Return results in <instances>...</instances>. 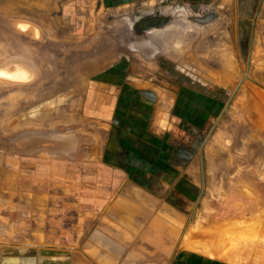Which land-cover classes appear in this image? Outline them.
<instances>
[{"label": "rangeland", "instance_id": "obj_1", "mask_svg": "<svg viewBox=\"0 0 264 264\" xmlns=\"http://www.w3.org/2000/svg\"><path fill=\"white\" fill-rule=\"evenodd\" d=\"M222 1L0 0V33L22 46L27 44L24 38L10 36L12 23L19 19L44 23L50 32L47 46L52 49L46 56L56 66L45 84L36 80L17 88L0 83V189L6 209L24 206V210L14 211L19 220L42 217L27 208L34 206L36 210L43 205V197L35 194L50 191L54 235L64 231L76 241L87 230L91 210L97 209L91 189L106 188L105 181L97 184L91 178L105 173L106 167L85 163L90 154L83 143L78 150L72 147L62 153L49 147L65 144L66 131L72 135V129L89 127L81 116L66 117L62 110L65 103L58 100L66 85L59 80L60 45L75 44L74 36H65L67 31L93 32L102 38L100 50H106L113 45L109 36L114 35L113 61L116 66L130 68V86L138 88V82H145L160 96H178L172 112L174 116L180 113V119L173 117L170 124L167 115V122L161 124L167 130L164 143L171 134L179 140L178 168L168 164L171 152L167 149L161 163L164 172L172 168L181 178L174 183L179 201H173L185 218L182 239L194 249L220 257L222 252H232L238 264H264V20L242 14L246 9L243 5ZM211 13L215 18L206 22L203 17ZM158 14H168L164 21L170 20L164 28L135 21ZM168 24L176 27L173 37L164 39L173 44L160 53L150 34ZM20 28L27 29V25L20 23ZM128 36L130 41H126ZM146 58L156 60L157 66L148 64ZM76 105L74 102L73 107ZM191 110L195 115L193 133L188 132L190 118L185 115ZM66 122L73 128L66 127ZM87 134L78 133L77 139L84 142L81 138ZM205 158L218 162L212 182L207 180ZM188 167L190 171H186ZM186 172L192 181L180 177ZM148 183L161 184L159 190L170 198L176 192L165 181ZM218 227L227 228L225 238L223 233L216 236ZM215 237L218 245L211 242Z\"/></svg>", "mask_w": 264, "mask_h": 264}, {"label": "crops", "instance_id": "obj_2", "mask_svg": "<svg viewBox=\"0 0 264 264\" xmlns=\"http://www.w3.org/2000/svg\"><path fill=\"white\" fill-rule=\"evenodd\" d=\"M230 2L245 6L242 14H249L251 18L257 15V19L264 20V0ZM167 15L158 14L154 17L158 22H163ZM147 17L151 16L138 17L135 21L146 23L144 19ZM214 18L215 13L203 17L209 20ZM20 23L27 25L26 31L20 28ZM151 24L154 23L148 21L146 25ZM168 27L169 24L166 28ZM156 31V37L151 36L150 39L153 38L152 42L162 53L173 41L164 39L166 37L161 35L163 30ZM10 36L22 37L27 44L20 46L15 43L14 38L6 40L7 35L5 37L0 33V65L9 62L14 68L24 65L32 71V78L29 81L0 83L17 88L32 85L36 80L37 83L45 84L56 67L46 56L52 52L46 42L50 37L47 27L35 19H19L12 23ZM65 36H74L76 40L75 44L60 45L62 60L59 80L66 83L58 94L59 102L65 103V107L60 109L63 108L66 117L81 116L89 127L72 129V135L66 131L65 144L49 147L57 148L62 153L72 147L78 150V145L82 146L80 143L85 144L84 148L90 154L85 163L97 166L102 164L106 167L105 173H97L91 180L97 184L100 180L105 181L103 186L106 188L97 186L96 189H91L97 209L92 208L91 220L86 221L87 230L76 241H71L64 231H59L57 236L52 232L55 228L51 227L52 219L49 215L52 213L51 204H48L49 197L52 196L50 191L35 194L43 197V205L36 206V210L34 206L27 208L28 212L41 213L42 217L32 216L19 220L14 211H22L24 206L16 204L15 208L11 205V208L6 209L1 198L3 190L0 189V264H238L237 259L228 261L219 254L213 256L189 247L190 242L182 239L180 230L181 225H185V218L180 214L182 209L175 203L179 201V192L177 183L174 185L181 178H177L178 171H173L172 168L164 172L161 163L164 149H167L171 152L168 164L178 168L177 154L181 149L178 146L179 140L171 134L164 143V132L167 130L161 126L163 120L167 122V115L169 123L173 117L180 119V113L174 116L172 112L177 108L178 96L173 99L160 96L156 88L145 86L148 85L145 82H138V88L130 86V68L127 70L125 66H116L113 61L114 35L109 36L113 45L106 50H100L102 38L95 37L93 32L83 35L72 30L67 31ZM78 36L81 39L77 40ZM129 38L128 36L126 41H130ZM83 43H86L85 47ZM8 46L10 52H7ZM146 61L148 64H157L156 60L149 58ZM136 79L141 81V77ZM51 99L54 97L49 100ZM74 102L77 103L74 106L76 108L73 107ZM185 115L190 118L186 122L190 130L188 132L193 133L195 115L192 110ZM71 122H66V127H71L68 125ZM78 133L89 134L81 138L85 143L77 139ZM216 147L211 145L210 148ZM117 150H122V153ZM186 151L189 153L187 148ZM192 161L187 166L190 167ZM204 164L209 168H206L209 170L206 179L214 181L215 174L212 175V172L215 173L218 162L205 158ZM189 167L186 171H190ZM180 177L193 180L189 172ZM157 181L168 182L171 191L176 190L171 198L170 194L159 190L162 188L159 186L161 184L148 183ZM181 196L189 195L181 193ZM32 220L36 223L30 222Z\"/></svg>", "mask_w": 264, "mask_h": 264}, {"label": "flooded vegetation", "instance_id": "obj_3", "mask_svg": "<svg viewBox=\"0 0 264 264\" xmlns=\"http://www.w3.org/2000/svg\"><path fill=\"white\" fill-rule=\"evenodd\" d=\"M150 18H152L153 20L151 21L152 23H159L157 20V18H155L154 16H151ZM147 20L144 19V21L148 22V18H146ZM143 20V19H142ZM155 20V21H154ZM174 25L169 26L168 28H166L165 30L161 31V35H163L164 37H172L173 36V31L175 30ZM23 31H26L27 29H22ZM170 35V36H169ZM150 36L152 37H156V33H152ZM12 68H8V67H2L0 66V81H7V82H13V81H29V79L32 78V71L28 68V67H24V65H21L23 67H17L14 68L13 64Z\"/></svg>", "mask_w": 264, "mask_h": 264}, {"label": "bare ground", "instance_id": "obj_4", "mask_svg": "<svg viewBox=\"0 0 264 264\" xmlns=\"http://www.w3.org/2000/svg\"><path fill=\"white\" fill-rule=\"evenodd\" d=\"M148 18V21H152L153 19L152 18H150V17H147ZM145 20H147V19H145ZM155 21V20H154ZM11 62H9V63H6V64H4V65H0V66H2V67H8V68H12V65L10 64ZM19 67H21V65H19ZM0 76H2V75H0ZM48 100V99H47ZM50 112V111H49ZM56 116V115H55ZM256 215V214H255ZM258 217V216H257ZM250 220V219H249ZM248 220V221H249ZM256 220V219H255ZM251 221V220H250ZM257 221V220H256ZM256 225V224H255ZM248 225H246V227H247ZM238 228V227H237ZM217 230L219 231V232H217L218 234L216 235V236H219V235H222V233H223V235H222V237H224V233L226 232V230H227V228L225 227V228H223V227H218L217 228ZM245 230V229H244ZM256 230V229H255ZM261 230V229H260ZM246 231V230H245ZM245 231H242V232H245ZM232 232V231H231ZM256 232V231H255ZM260 232V231H259ZM214 234H215V232H213ZM238 233H239V231H238ZM264 233V232H263ZM232 235H234V234H232ZM239 235V234H238ZM251 235V234H250ZM261 235H262V233H261ZM235 237V236H234ZM225 238V237H224ZM208 240V239H207ZM225 241V240H224ZM223 241V242H224ZM211 242L213 243V244H215V243H217V245H218V243H220L219 242V240H218V238H213L212 240H211ZM215 242V243H214ZM231 242V241H230ZM230 242H229V245H230ZM188 245V244H187ZM234 245V244H233ZM228 246V245H227ZM189 247H195L193 244H190L189 243ZM207 251H209V249H207ZM220 255H221V258H224V259H226V260H230V261H234V259H233V257H232V252L230 253V252H227V253H224V252H222V253H220ZM214 256V255H213Z\"/></svg>", "mask_w": 264, "mask_h": 264}, {"label": "water", "instance_id": "obj_5", "mask_svg": "<svg viewBox=\"0 0 264 264\" xmlns=\"http://www.w3.org/2000/svg\"><path fill=\"white\" fill-rule=\"evenodd\" d=\"M169 20H170V19H169ZM208 20H209V19H207L206 22H208ZM167 21H168V20H167ZM167 21H163L162 23H159V25L151 24L150 26H151V27H156V26H157V28H164V27H165V24H166ZM203 22H205V21H203Z\"/></svg>", "mask_w": 264, "mask_h": 264}]
</instances>
